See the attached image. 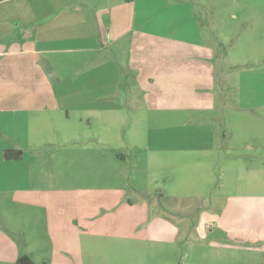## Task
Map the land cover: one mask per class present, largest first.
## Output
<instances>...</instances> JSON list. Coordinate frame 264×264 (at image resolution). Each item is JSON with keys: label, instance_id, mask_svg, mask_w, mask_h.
I'll list each match as a JSON object with an SVG mask.
<instances>
[{"label": "crops", "instance_id": "obj_1", "mask_svg": "<svg viewBox=\"0 0 264 264\" xmlns=\"http://www.w3.org/2000/svg\"><path fill=\"white\" fill-rule=\"evenodd\" d=\"M122 1L117 11L112 0H0V112H13L15 125L26 113L33 122L55 125L51 135L16 139L11 149L22 151L20 159H6L10 147L0 148V264H84L85 236L90 243L99 236L150 242L155 264H264V191H259L264 182L255 181V195L225 197L220 209H206L191 223L189 213L175 219L180 213L175 208L153 213L146 203L135 204L124 198L125 188L85 187L78 174L69 177L67 171L82 170L85 154L96 157L95 163L113 161L110 152L69 149L64 142L82 137L78 125L98 124L101 110L109 124L110 111L125 104L129 89L117 55L129 62L130 51H137L136 68L154 66L153 73L135 80L160 93L212 86L210 79L196 83L190 78L215 74L218 79L229 68L225 55L180 53L195 43L203 45L201 33L198 40H179L171 33L151 32L144 16L137 24L140 0ZM151 5L158 9L169 1ZM158 25L166 32L175 29L171 22ZM132 31H139L137 40L130 37ZM164 38L170 40H157ZM258 71L255 99L264 93V70L261 78ZM153 81L156 85L149 86ZM259 103L255 108L264 109V98ZM117 155L126 160L124 153ZM200 197L205 203L212 200ZM181 245L187 246L186 260H179ZM25 256L31 263L18 261Z\"/></svg>", "mask_w": 264, "mask_h": 264}, {"label": "rangeland", "instance_id": "obj_2", "mask_svg": "<svg viewBox=\"0 0 264 264\" xmlns=\"http://www.w3.org/2000/svg\"><path fill=\"white\" fill-rule=\"evenodd\" d=\"M99 1L101 4L102 0ZM112 1L119 11V2L124 1ZM152 1H139L138 25L144 16L149 23L146 29L154 33H171L176 39L194 40L201 33L203 45L196 47L195 43L190 51L181 48L180 53L190 52L196 57L210 52L225 55L229 63L227 73L218 79L215 74L210 78L207 75L190 78L196 83L210 79L213 85L209 87L197 84L190 91L160 93L135 80L153 73L154 66L148 70L136 68L137 51H130L133 59L129 62L117 55L129 89L123 94L125 104L110 111L109 124L103 122L101 110L98 124L78 125L82 137L64 142L69 149L84 147L85 151L101 155L110 152L113 161L101 159L95 163L96 157L85 154L82 170L67 173L69 177L78 174L85 187L125 188L124 198L135 204L146 203L153 213L157 208L165 213L175 208L180 212L174 214L175 219L179 221L181 214L189 213L190 222L196 223L200 212L220 209L221 199L237 193L255 195V181L264 182V109L255 108L264 98L262 93L255 99V70H260V75L257 73L260 78L264 74L261 72L264 70V0H168L169 6L158 9L151 5ZM142 5H146L144 13ZM135 9H131L132 13ZM169 22L175 29L166 32L158 25ZM139 35V31L130 33L132 40H137ZM12 117L13 112H0V148L11 149L16 139L26 138L27 134L38 138L55 131L52 123L33 122L32 114L19 116L18 125L12 123ZM88 127L90 131L86 130ZM120 152L126 155L125 161L119 159ZM203 195L211 196L212 200L205 203L200 197ZM17 237L21 242L24 239L21 232ZM85 238L84 264H155L158 260L155 246L141 239L99 236L90 243ZM185 245H181L183 249L180 246L179 260H186Z\"/></svg>", "mask_w": 264, "mask_h": 264}, {"label": "trees", "instance_id": "obj_3", "mask_svg": "<svg viewBox=\"0 0 264 264\" xmlns=\"http://www.w3.org/2000/svg\"><path fill=\"white\" fill-rule=\"evenodd\" d=\"M127 1H132V0H127ZM4 156L6 159H20L22 156V151L17 149L5 150ZM18 261L21 263H31V259L26 256L20 258Z\"/></svg>", "mask_w": 264, "mask_h": 264}]
</instances>
